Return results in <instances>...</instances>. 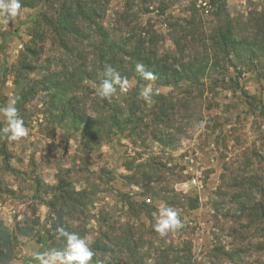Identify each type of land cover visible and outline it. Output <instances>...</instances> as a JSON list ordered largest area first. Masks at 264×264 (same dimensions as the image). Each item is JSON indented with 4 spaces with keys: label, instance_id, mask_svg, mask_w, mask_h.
Returning a JSON list of instances; mask_svg holds the SVG:
<instances>
[{
    "label": "rangeland",
    "instance_id": "1",
    "mask_svg": "<svg viewBox=\"0 0 264 264\" xmlns=\"http://www.w3.org/2000/svg\"><path fill=\"white\" fill-rule=\"evenodd\" d=\"M206 1L207 5L196 1L195 6L194 0H108L101 23L117 44L128 38L133 43L140 39L149 57L188 61L206 53L211 59L208 37L224 20L222 15L217 18L222 5ZM223 1L225 12L235 23L236 37L257 38L258 49L264 51L260 32L264 0ZM51 2L21 7L20 15L9 24L0 23V107L16 99L19 117L28 130L19 141L8 140L0 132V222L14 237L15 255L9 264H38L30 259L41 254L40 237L47 240L43 253L64 248L56 231L61 226L90 241V246L97 241L107 243L111 252L101 264L113 263L116 257L118 262L127 261L115 238L125 235L130 226L136 233L132 241L141 236L145 264H157L162 248L172 252L169 258L175 264V259L185 255L186 246L190 248L188 264H264L261 51H256L257 57L248 65H242L234 55L229 57L230 63L222 59L215 69L208 68L202 84L195 86L164 87L146 82L153 84V97L158 94L174 107L171 128L160 126L167 146L149 135L151 117H144L142 111L148 113L155 104L154 100L146 103L140 91L141 101H137L142 111L134 117L143 116L148 128L141 124L133 129L131 125L122 132L83 140L79 131L59 121L61 103L59 109H52L50 84L44 82L51 74L58 77L64 66L99 75L94 48L99 38L92 34L91 40H70V52L60 48L49 26L39 24L38 17L45 12L54 17L55 11L47 8H56ZM190 13L194 22L186 24L182 20ZM38 25L40 36L32 42L30 33ZM183 27H187L186 33H182ZM193 28L196 32L189 35ZM84 29L88 33V28ZM28 46L35 48L31 56H25ZM22 61L33 70L24 73L18 89L14 81ZM134 86L135 82L128 81L127 90L116 92L107 103L119 111L117 103H130L127 93L132 94ZM97 87L95 81L84 80L74 100L93 116L103 106ZM6 126L0 116V129ZM139 170L142 174L136 172ZM132 173H137L135 180L128 177ZM60 178L83 193L86 200L76 210L61 202L55 209L62 212L47 206ZM152 188L168 197L167 205L178 212L183 223L181 229L164 237L154 230L164 202L148 193ZM176 195L197 198V208L190 209ZM142 202L150 212L136 208L135 204Z\"/></svg>",
    "mask_w": 264,
    "mask_h": 264
},
{
    "label": "trees",
    "instance_id": "2",
    "mask_svg": "<svg viewBox=\"0 0 264 264\" xmlns=\"http://www.w3.org/2000/svg\"><path fill=\"white\" fill-rule=\"evenodd\" d=\"M47 1L49 0H21V7L33 8L36 4H45ZM51 1V4L56 8H47H50V10L52 9L51 11H55L54 17L47 16L45 12L41 17H38L41 20L39 24L49 26L60 48L64 49L66 52H70V45L68 44L70 40H75L76 42L91 40L93 39L92 34L99 38L98 42L95 43L94 41L96 44L94 48L98 52V60L96 62L99 75H96V72L92 75L89 71H84L82 68H72L69 70L64 66L58 74V77L51 74L46 78L47 82H44V84H50L48 92H50V104L52 109H59L57 106L61 103L62 110L59 111V121H65V124L71 125L73 130L79 131L83 140H88L87 138H92L94 136L99 137L111 133L122 132L131 125L133 129L137 126L139 127L141 124L145 125V128H148V123H143V116H146V118L151 117V124H153V129L149 134L150 137L160 145H168L167 141H165L166 133L161 131L160 126L171 128L172 120L170 119V115H173L171 112L174 107L170 102L166 101V98L157 94V96H154L152 99L157 107L156 111H154L155 106L149 109L148 113H145V110H141V100L138 98V91H141L142 87L148 81L143 80L135 71L137 63L143 64L147 71L155 74L156 80L152 82H154L156 86L175 87L185 83H188L190 86H195L197 84H202V77L208 68L211 67L215 69L222 59L230 63L231 59H229V57L234 55L242 65H248L252 62L253 58L257 57L256 51H261V49H258L260 41H256L257 38L253 39L246 35L241 39L236 37L237 35H235L234 32L235 23H232L233 19L225 12V2L223 0H209L212 5H217L219 3L222 5V8L218 11L217 18H220L222 15L224 20L223 24L217 25L214 34L208 37L207 45L208 48L212 50V58L210 59L208 54L205 53L204 55L192 57L188 61L174 60L172 62L149 57L144 53V43L140 39L133 43L130 42L131 39L128 38L126 41H121V44H117V42L109 36L108 30L105 29L101 23L105 12L104 7L107 6L108 0ZM196 1L200 2V4H208L206 0H194V5ZM182 21L186 24H192L194 18L190 13L188 18H184ZM84 27L88 28V33H85ZM39 28L38 25V27L34 26L32 29L30 33L32 42L39 38ZM183 32H187V27H183L182 33ZM195 32L196 30L193 28V31H189V35ZM260 32L264 35V25L261 27ZM127 45L129 46L128 49L126 48ZM25 51V56H31V54L35 53V48L33 46H28ZM261 54L264 55L263 50ZM20 64L14 81L15 87L18 89L20 83L24 79V73L27 75L30 70H33V67L29 63H25V61H22ZM106 64L111 65L117 71L120 69L122 77L126 78L128 81L132 80L135 82L132 94L130 93L131 91L127 93L128 95L126 94L131 102L117 103L118 106H121V109L118 111L114 105L107 103L109 99H106L103 100V106L101 110L97 111L95 116L89 115L80 109L79 106L75 105V95L81 89L84 80H93L99 85L100 72ZM117 92L122 91L118 89ZM63 100H66L67 104L63 102ZM142 103L144 104V101H142ZM141 111L143 116L134 117L135 114ZM169 142H172V139H169ZM136 172L141 173L140 170ZM137 173L130 174L128 176L129 179L135 180ZM148 193L155 198H161L164 205H167L168 197H166V195L161 197L160 191L154 192L152 188ZM176 196L186 201L190 209L197 208V198ZM85 200L82 192L74 191L69 183L60 178L58 184L54 188L52 199L47 203V206L54 212H62V209H59V211L55 209V206L58 207V204L61 202L64 206H70L73 210H76V208L84 204ZM132 204L134 205L135 203ZM135 205L141 212L144 210L150 212L148 210V205L143 202ZM125 233V235H117L115 239L116 242L124 248L123 251L127 256V261H125V263L118 262L119 257H116L113 263L105 262L104 264H145V253L142 252L140 234L137 236L138 241H132L136 236L133 227L130 226ZM61 239L63 240V238ZM13 243L14 237L0 222V264H9L13 259L15 255ZM39 244L40 253L42 254L43 249L47 245V240L40 237ZM90 247L94 252L90 264H101L104 256L111 252V247L108 246L107 243L101 241L95 242L94 245ZM186 247L183 253L185 254L183 255L184 257L182 256L180 259H175L174 261H177L175 264H188L187 261L190 248L189 246ZM158 253L159 262L157 264H173L172 260L169 258L172 252L170 253L167 248L160 249ZM97 255H99V257ZM30 261H37L36 256L31 258Z\"/></svg>",
    "mask_w": 264,
    "mask_h": 264
},
{
    "label": "clouds",
    "instance_id": "3",
    "mask_svg": "<svg viewBox=\"0 0 264 264\" xmlns=\"http://www.w3.org/2000/svg\"><path fill=\"white\" fill-rule=\"evenodd\" d=\"M21 0H0V23L9 24L14 18L20 15ZM135 71L145 81H155L154 73L147 71L143 64L137 63ZM128 80L111 65L106 64L100 72V83L96 89V95L101 100L111 98L117 90L126 91ZM152 83L145 84L139 96L146 102L151 103L154 95ZM0 116L6 121V127L0 129L6 139L19 141L28 135L24 121L19 117L16 108V99L10 100L5 106L0 107ZM183 227L178 212L168 206L162 205L154 225V230L164 237L170 231H178ZM57 233L65 242L64 248L51 249L42 254H37L38 264H90L94 252L90 247V241L81 237L78 233L69 232L64 227H58Z\"/></svg>",
    "mask_w": 264,
    "mask_h": 264
},
{
    "label": "built area",
    "instance_id": "4",
    "mask_svg": "<svg viewBox=\"0 0 264 264\" xmlns=\"http://www.w3.org/2000/svg\"><path fill=\"white\" fill-rule=\"evenodd\" d=\"M193 183H194V184H196V181H195V180H193ZM198 184H199V185H201V183H200V182H198Z\"/></svg>",
    "mask_w": 264,
    "mask_h": 264
}]
</instances>
